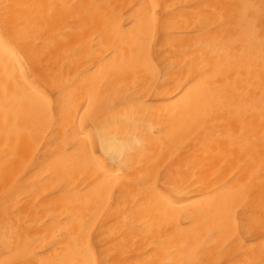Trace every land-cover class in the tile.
Wrapping results in <instances>:
<instances>
[{
  "label": "bare ground",
  "instance_id": "1",
  "mask_svg": "<svg viewBox=\"0 0 264 264\" xmlns=\"http://www.w3.org/2000/svg\"><path fill=\"white\" fill-rule=\"evenodd\" d=\"M0 264H264V0H0Z\"/></svg>",
  "mask_w": 264,
  "mask_h": 264
}]
</instances>
